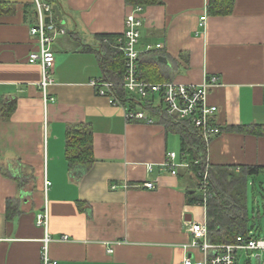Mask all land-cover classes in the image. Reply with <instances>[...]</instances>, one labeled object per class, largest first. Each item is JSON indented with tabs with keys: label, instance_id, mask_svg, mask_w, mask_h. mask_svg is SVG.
Returning a JSON list of instances; mask_svg holds the SVG:
<instances>
[{
	"label": "crops",
	"instance_id": "obj_1",
	"mask_svg": "<svg viewBox=\"0 0 264 264\" xmlns=\"http://www.w3.org/2000/svg\"><path fill=\"white\" fill-rule=\"evenodd\" d=\"M5 1L11 8L0 13V110L15 106L0 113V264H42L46 234L58 264L203 258L188 230L190 221L206 219L204 206L188 203L187 191L198 182L189 166L177 174L161 166L179 147L178 161L190 164L181 133L155 111L154 123L128 121L126 110L142 103L137 96L125 91L132 100L114 105L90 84L104 77L98 35L122 34L134 7L126 0H54L66 32L52 44L47 93L55 100L45 104L41 66L28 60L39 45L30 34L33 0ZM142 18L140 61L157 68L154 77L188 85L221 79L208 97L222 128L206 146L208 165L237 172L264 166V134L237 130L264 126V0H162L145 6ZM148 44L162 48L143 51ZM76 123L93 128L95 161L81 177L66 156L68 126ZM148 181L156 187H144ZM9 201L17 210L11 217ZM44 211L47 227L37 223Z\"/></svg>",
	"mask_w": 264,
	"mask_h": 264
},
{
	"label": "built area",
	"instance_id": "obj_2",
	"mask_svg": "<svg viewBox=\"0 0 264 264\" xmlns=\"http://www.w3.org/2000/svg\"><path fill=\"white\" fill-rule=\"evenodd\" d=\"M36 10V23L31 26L30 34L37 39L38 49L29 54L28 60L32 64H39L42 71V79L39 83L43 93L44 102L54 101V97L47 93L48 87L54 83L55 54L52 44L56 35L64 34L66 30L57 25L54 0H33ZM143 6L134 7L126 16V28L122 37L118 38V49L125 56V71L120 82L106 77L95 78L90 84L95 87L101 96L109 97L112 104H120V92L125 90L131 95L137 96L141 103L126 110L128 121H145L154 123L157 119L152 112H158L163 117H172L186 122L189 126L201 131L205 142L222 132V128L214 120L218 107L209 103V93L213 88L221 86L220 77L208 76L201 85H188L176 81L151 82L140 77V57L142 50L139 48L141 28L143 26ZM207 16L201 18V25H205ZM154 48L161 49L162 44L146 45L143 51H151ZM189 163L178 161V154L170 152L166 160L161 164L173 174H177L180 166H189ZM151 169V166L149 167ZM200 190L203 194V204L206 209L204 221H190L188 230L192 235L191 247L201 251L203 258L193 259L185 257L179 264H238L239 253L264 252V237L254 236L253 233L238 235L233 242L214 243L209 238L207 226V200L211 197L210 178L208 168L202 171ZM46 188L51 186V181L45 180ZM144 187L154 189L156 183L145 182ZM40 226L47 227L48 215L46 211L37 217ZM65 240L67 236L63 237ZM51 236L46 234L43 239L42 264H58L49 255ZM109 252H113L110 248ZM261 260V255H260Z\"/></svg>",
	"mask_w": 264,
	"mask_h": 264
},
{
	"label": "trees",
	"instance_id": "obj_3",
	"mask_svg": "<svg viewBox=\"0 0 264 264\" xmlns=\"http://www.w3.org/2000/svg\"><path fill=\"white\" fill-rule=\"evenodd\" d=\"M161 2L162 0H126V3L133 7H145ZM8 8H11V5L5 0H0V13ZM120 37L122 34L98 35L104 77L117 82H120L123 77L126 62L124 53L117 47ZM139 69L142 79L162 82L159 77L151 74V71H157V68L151 66L150 62L143 65L140 61ZM124 92L125 90L122 89L119 93L122 101H131L132 99H127V93ZM142 103L144 104V101ZM14 106L13 103H9L7 107L0 110V113L7 115L14 110ZM164 120L170 128L181 133V151L190 155L188 168L198 182V189L187 191L188 203L191 205L203 204L204 197L199 186L202 171L208 167L211 197L207 200V226L211 241L214 243L233 242L238 235L253 232L249 226L250 219L247 212V182L249 177L264 173V166H242L239 172L235 168L210 167L205 157L207 143L201 131L176 118L164 117ZM237 130L264 134V126H254L251 129L240 127ZM66 156L69 168L75 172L76 177H81L90 169L95 159L93 157V128L89 123H76L68 126ZM11 203V201L8 202V217L17 212Z\"/></svg>",
	"mask_w": 264,
	"mask_h": 264
},
{
	"label": "rangeland",
	"instance_id": "obj_4",
	"mask_svg": "<svg viewBox=\"0 0 264 264\" xmlns=\"http://www.w3.org/2000/svg\"><path fill=\"white\" fill-rule=\"evenodd\" d=\"M180 153V147L177 150ZM247 212L249 226L257 237H264V173L249 177L247 182ZM257 255H261L260 264H264V252H240L239 264H259ZM202 259V258H201ZM198 260V258L196 259Z\"/></svg>",
	"mask_w": 264,
	"mask_h": 264
},
{
	"label": "water",
	"instance_id": "obj_5",
	"mask_svg": "<svg viewBox=\"0 0 264 264\" xmlns=\"http://www.w3.org/2000/svg\"><path fill=\"white\" fill-rule=\"evenodd\" d=\"M54 9H55V16L56 18H58L59 20H63V9H62V5L61 4H56L54 6ZM259 261V264L261 262L260 260V255H257L256 257Z\"/></svg>",
	"mask_w": 264,
	"mask_h": 264
}]
</instances>
